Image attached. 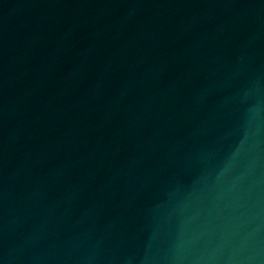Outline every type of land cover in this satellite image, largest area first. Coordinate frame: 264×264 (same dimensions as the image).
I'll return each mask as SVG.
<instances>
[{"label": "water", "instance_id": "1", "mask_svg": "<svg viewBox=\"0 0 264 264\" xmlns=\"http://www.w3.org/2000/svg\"><path fill=\"white\" fill-rule=\"evenodd\" d=\"M0 264H264V0H0Z\"/></svg>", "mask_w": 264, "mask_h": 264}]
</instances>
